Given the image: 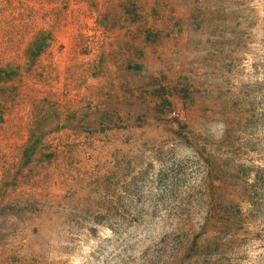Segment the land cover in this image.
Segmentation results:
<instances>
[{
    "label": "rangeland",
    "instance_id": "374dc122",
    "mask_svg": "<svg viewBox=\"0 0 264 264\" xmlns=\"http://www.w3.org/2000/svg\"><path fill=\"white\" fill-rule=\"evenodd\" d=\"M0 264H264V0H0Z\"/></svg>",
    "mask_w": 264,
    "mask_h": 264
},
{
    "label": "trees",
    "instance_id": "16d2710c",
    "mask_svg": "<svg viewBox=\"0 0 264 264\" xmlns=\"http://www.w3.org/2000/svg\"><path fill=\"white\" fill-rule=\"evenodd\" d=\"M2 119V117H0V120Z\"/></svg>",
    "mask_w": 264,
    "mask_h": 264
}]
</instances>
